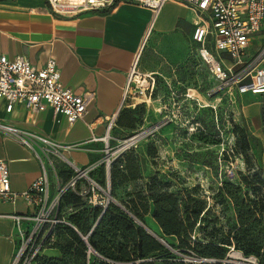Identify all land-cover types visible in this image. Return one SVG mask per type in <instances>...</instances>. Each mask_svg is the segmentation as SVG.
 I'll return each mask as SVG.
<instances>
[{
	"label": "crops",
	"instance_id": "1",
	"mask_svg": "<svg viewBox=\"0 0 264 264\" xmlns=\"http://www.w3.org/2000/svg\"><path fill=\"white\" fill-rule=\"evenodd\" d=\"M153 17L151 9L129 2L109 11L88 10L56 15L45 0H0V54L9 59L22 56L34 65L49 55L56 61L64 86L76 93L94 94L84 116L71 126L62 115H54L51 110L28 113L15 106L11 113H5L2 103L0 122L46 136L63 146L79 145V148L68 152L62 151V154L73 153L78 163L70 160L72 163L92 168L91 173L97 171L102 165L104 144L90 141V138H101L107 134L115 147L132 131L158 122L161 109L154 110V102H160L161 93L167 89L162 81L175 77L185 66L190 68L191 78L198 80V68L202 67L207 81L213 86L214 80L199 60L197 45L192 41L193 13L178 3H166L156 14L149 34L145 36ZM152 37L154 43L146 53ZM137 54L138 70L141 74L154 75L155 90L147 103L144 101L147 97L142 95L120 107L126 73ZM169 89H172L170 85ZM186 89L193 90L188 86ZM256 96L261 95L239 98L240 110L249 119H256L260 114ZM244 97L249 98L248 103L242 102ZM123 109L127 114L131 113L129 119H119ZM114 114L115 119L107 131L109 119ZM151 115L154 122H151ZM0 160L7 164L11 192L15 194L11 200L0 201V264H11L19 237L14 222L7 215L33 212L31 203L22 194L38 177L40 165L33 150L1 132ZM54 170L52 192L57 183L64 185L68 181L58 177L55 167ZM143 220L154 235L164 236L152 216L151 202ZM27 226V223H21L22 229ZM165 239L169 243H177L175 236H166ZM41 255L56 257L59 253L53 248L44 249Z\"/></svg>",
	"mask_w": 264,
	"mask_h": 264
},
{
	"label": "built area",
	"instance_id": "2",
	"mask_svg": "<svg viewBox=\"0 0 264 264\" xmlns=\"http://www.w3.org/2000/svg\"><path fill=\"white\" fill-rule=\"evenodd\" d=\"M50 11L56 15L77 14L88 10L109 11L121 3H135L149 8L154 18L160 8L169 2L185 6L194 15L192 41L197 45V56L214 80L213 86L205 93L207 97L224 93L230 100L245 95H264V40L256 51H252L253 37L264 31V0H45ZM263 39V38H262ZM262 41V40H261ZM255 42V41H254ZM257 45V46H259ZM156 80L152 74H141L138 70V54L133 58L126 73L120 107L137 96L150 100L155 90ZM191 89L185 96L191 98ZM94 94L76 93L64 86L56 61L49 55L43 56L34 65L22 56L9 59L0 54V103L5 113H11L20 106L28 113L51 110L54 115H62L69 126L86 113ZM161 112V111H160ZM109 119V131L115 119ZM163 118L147 127H142L122 139L115 147L108 146L109 136H92L90 141H101L103 147L102 164L106 183L101 185L90 173V167H79L68 160L62 151L79 148V145H60L52 139L36 133L0 122V132L15 138L21 145L33 150L39 160L40 173L31 182L22 196L27 199L33 212L30 214H10L19 237L18 247L11 264H32L41 252L54 241L52 229L57 224H67L60 215V200L67 191H72L91 207L102 211L115 200L110 194L109 170L113 161L122 153L134 149L142 140L153 136L163 126ZM52 157L61 158L72 172L64 184L57 183L52 192L50 170L54 171ZM15 197L10 188V175L5 161L0 160V201ZM27 223L25 229L21 223ZM86 241V237H82ZM232 249V248H231ZM187 264L213 263V260L185 255L174 251ZM98 256L91 248L87 255ZM100 257V256H98ZM256 264L255 258H244Z\"/></svg>",
	"mask_w": 264,
	"mask_h": 264
},
{
	"label": "rangeland",
	"instance_id": "3",
	"mask_svg": "<svg viewBox=\"0 0 264 264\" xmlns=\"http://www.w3.org/2000/svg\"><path fill=\"white\" fill-rule=\"evenodd\" d=\"M253 40L251 48L256 51L263 43L264 31L255 34ZM153 43L152 37L146 53ZM162 83L167 89L161 93L160 102H154V110L161 109L158 120L163 118V126L132 151L118 156L136 168L139 178L122 183L113 193L121 200L137 198L136 192L144 194L146 186L156 178L165 185L164 190L178 195L184 218L188 210L195 212L204 207L194 228L195 238L203 244L211 239L210 233L213 240L230 241L238 226L236 218L241 206L248 204L255 212L250 221L254 228L251 236L263 241L258 259L264 264V187L258 183L264 181V95L256 96L260 105L258 118L249 119L241 112L237 97L230 100L224 93L205 95L211 82L207 81L202 67L198 68V80L191 78L190 68L185 66L175 77ZM186 86L193 89L189 92L191 98L185 96ZM245 98L242 102L248 103L249 98ZM152 118L151 115L154 122ZM108 146L113 147L110 138ZM64 155L78 163L73 153ZM52 161L57 171L62 167L69 170L61 158L52 157ZM50 180L55 183L52 170ZM70 211V208H62L64 216ZM189 243L186 250H201L191 239ZM220 246L227 257L224 263L254 264L244 261V258L254 257L244 256L235 248L228 249L227 245ZM259 262L256 260V264ZM57 264L80 262L67 258Z\"/></svg>",
	"mask_w": 264,
	"mask_h": 264
},
{
	"label": "trees",
	"instance_id": "4",
	"mask_svg": "<svg viewBox=\"0 0 264 264\" xmlns=\"http://www.w3.org/2000/svg\"><path fill=\"white\" fill-rule=\"evenodd\" d=\"M120 111L122 112L119 119L130 118L131 113L127 114L125 109ZM117 166L123 168L118 169ZM95 174L98 178L95 177ZM90 175L98 183L105 185L106 174L103 164ZM71 176V170H65L62 167L58 171V177H62L63 180H69ZM138 178L136 168L127 165L123 158L117 157L113 161L108 175L110 193L116 201L110 203L103 211L99 207L88 206L85 200L74 192H65L60 200V215L67 224H57L52 229L54 241L46 248L57 249L59 257L40 254L32 264H57L67 258H74L80 264H187L178 261L179 257L174 251L214 261L209 264H226L223 262L227 258L225 250L221 248L220 244L227 245L228 249L240 250L244 256L254 257L259 262L263 241L259 237L251 236V231L254 228L250 221L255 212L250 205L242 204L236 218L238 226L230 241L213 240V233H210L211 239L203 244L195 238L194 228L204 207H199V210L195 212L188 210L187 217L184 218L178 195L164 190L165 185L156 178L146 186L144 194L136 192L137 198L128 200L116 198L113 191L117 187L124 182H132ZM258 183L264 187V181L259 180ZM150 202L152 216L164 235L159 238L166 245L136 222L144 225L143 215L149 212ZM63 207L71 209L67 216L62 213ZM200 220L204 221L202 218ZM166 236H175L177 243H169L165 239ZM82 237H86V241ZM190 239L192 244L201 248L200 251L186 250ZM88 248H91L100 257L94 254L88 256Z\"/></svg>",
	"mask_w": 264,
	"mask_h": 264
},
{
	"label": "water",
	"instance_id": "5",
	"mask_svg": "<svg viewBox=\"0 0 264 264\" xmlns=\"http://www.w3.org/2000/svg\"><path fill=\"white\" fill-rule=\"evenodd\" d=\"M140 226H142L147 232H149L150 234H152V235H154L149 229H147L146 228V226L145 225H143L142 223H140V222H138V221H136ZM161 243H163L164 245H166L165 243H164V241L161 239V238H159L158 236H156V235H154Z\"/></svg>",
	"mask_w": 264,
	"mask_h": 264
},
{
	"label": "bare ground",
	"instance_id": "6",
	"mask_svg": "<svg viewBox=\"0 0 264 264\" xmlns=\"http://www.w3.org/2000/svg\"><path fill=\"white\" fill-rule=\"evenodd\" d=\"M208 107V106H207Z\"/></svg>",
	"mask_w": 264,
	"mask_h": 264
}]
</instances>
